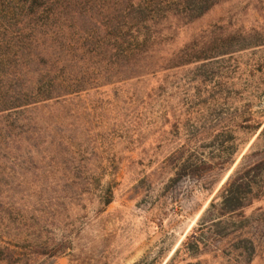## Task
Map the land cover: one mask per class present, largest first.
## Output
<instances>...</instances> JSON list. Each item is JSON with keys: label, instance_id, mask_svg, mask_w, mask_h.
<instances>
[{"label": "rangeland", "instance_id": "obj_1", "mask_svg": "<svg viewBox=\"0 0 264 264\" xmlns=\"http://www.w3.org/2000/svg\"><path fill=\"white\" fill-rule=\"evenodd\" d=\"M17 3L0 0V30L21 82L51 70L68 94L0 115L11 264H264V0L171 17L138 70L97 42V7L39 20ZM231 176L250 203L203 217Z\"/></svg>", "mask_w": 264, "mask_h": 264}, {"label": "trees", "instance_id": "obj_2", "mask_svg": "<svg viewBox=\"0 0 264 264\" xmlns=\"http://www.w3.org/2000/svg\"><path fill=\"white\" fill-rule=\"evenodd\" d=\"M219 0H18V11L26 12L38 16L39 20L62 16L73 6L74 15H85L91 13L97 7L98 16L86 15V18H93L96 22L94 28H103V35L99 36L101 48L107 46L111 57L120 58L125 62L127 69L136 67L146 68L149 60L158 53L159 44L166 39L163 34V26L167 21L174 17L184 22H191L202 17ZM115 3L113 9L107 4ZM91 9V10H90ZM107 17V21L101 20L99 16ZM97 25H99L97 27ZM3 31L0 30V115L16 113L20 109L36 107L37 105L68 93H61L63 89H57L54 85L55 78H48L51 71L38 72L39 75L33 84L26 85L21 82L24 71L19 67L25 64V76L28 75L27 61L22 59V46L13 45L7 33L10 28L4 25ZM102 39L104 41L102 42ZM14 47H18L14 51ZM14 51V52H12ZM21 56L19 65L16 58ZM99 55L100 52H97ZM18 65V66H17ZM46 72V73H45ZM31 83V82H30ZM78 86V85H77ZM78 91V89H76ZM239 170H237L238 173ZM243 176L230 177L224 186L220 196V201L211 202L203 217H213L218 214L222 216L226 213L242 211L250 203L244 191L247 192L250 185L245 182ZM251 192V191H250ZM251 200V199H248ZM220 222H212L211 226L218 225ZM196 239V245L200 241ZM42 254V251H37ZM16 252L10 245H0V262L11 264L16 258ZM22 261L19 255L17 264ZM16 264V262H15Z\"/></svg>", "mask_w": 264, "mask_h": 264}]
</instances>
